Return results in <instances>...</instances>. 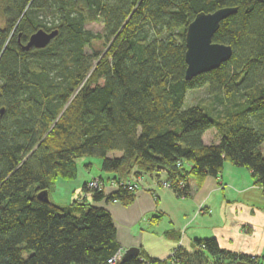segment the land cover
I'll use <instances>...</instances> for the list:
<instances>
[{
    "label": "trees",
    "instance_id": "trees-1",
    "mask_svg": "<svg viewBox=\"0 0 264 264\" xmlns=\"http://www.w3.org/2000/svg\"><path fill=\"white\" fill-rule=\"evenodd\" d=\"M225 7L236 12L212 41L230 46V59L185 80L187 25ZM0 14V264H108L116 228L97 203L132 204L141 184H119L133 178L164 176L188 198L191 182L200 187L229 162L264 190V0H0ZM39 29L57 34L23 50ZM203 87L224 108L182 110L186 92ZM208 130L217 143H203ZM85 156L101 160L112 191L98 177L90 197L53 204L51 188L75 179ZM236 261L261 264L214 239L192 254L175 248L167 261L140 252L118 264Z\"/></svg>",
    "mask_w": 264,
    "mask_h": 264
},
{
    "label": "crops",
    "instance_id": "crops-1",
    "mask_svg": "<svg viewBox=\"0 0 264 264\" xmlns=\"http://www.w3.org/2000/svg\"><path fill=\"white\" fill-rule=\"evenodd\" d=\"M202 141L217 143L216 132L206 131ZM189 189L190 197L178 198L145 178L132 204L100 201L97 206L110 213L122 254L137 247L151 259L167 261L175 248L192 254L197 242L214 239L221 250L255 256L264 264V190L250 171L224 162L218 177L207 176L200 187L191 182Z\"/></svg>",
    "mask_w": 264,
    "mask_h": 264
},
{
    "label": "water",
    "instance_id": "water-1",
    "mask_svg": "<svg viewBox=\"0 0 264 264\" xmlns=\"http://www.w3.org/2000/svg\"><path fill=\"white\" fill-rule=\"evenodd\" d=\"M235 12L236 8L231 7L220 8L210 13L200 12L187 25L184 33L185 80H190L197 75L216 69L230 59L232 54L231 47L213 42L212 37L218 30L220 22ZM56 34V30L46 32L39 29L29 37L22 49L28 51L31 48H44ZM0 113H2V109ZM39 198L47 200V193L42 192ZM138 255L139 248L130 247L124 251L121 261L125 262L127 259ZM232 264L248 263L236 261Z\"/></svg>",
    "mask_w": 264,
    "mask_h": 264
},
{
    "label": "rangeland",
    "instance_id": "rangeland-1",
    "mask_svg": "<svg viewBox=\"0 0 264 264\" xmlns=\"http://www.w3.org/2000/svg\"><path fill=\"white\" fill-rule=\"evenodd\" d=\"M2 17L0 14V26L2 25ZM86 29L91 30L92 32H100L102 25L100 23H90L85 26ZM201 104L208 108H215L216 111L222 110L224 105L216 102V100L208 94L207 88H199L194 90H188L185 95L184 104L182 110H185L195 104ZM213 132V131H210ZM207 136H212L207 133ZM208 137V140H211ZM216 143V142H214ZM259 150L262 152V157H264V142L259 147ZM117 153L111 152L109 155H116ZM101 160L98 157L94 156H85L75 160L77 166V177L70 181L58 180L56 184L50 190V200L53 204L56 205H66L73 200H77V193L79 192L82 182L84 179L95 178L98 175H102L107 188L105 193L112 191L111 183L107 180L108 177H111L110 173L101 171L100 162ZM109 187V188H108ZM73 190H76L74 194ZM83 192V189H82ZM81 194L78 196V199L81 197ZM99 203V202H98Z\"/></svg>",
    "mask_w": 264,
    "mask_h": 264
},
{
    "label": "built area",
    "instance_id": "built-area-1",
    "mask_svg": "<svg viewBox=\"0 0 264 264\" xmlns=\"http://www.w3.org/2000/svg\"><path fill=\"white\" fill-rule=\"evenodd\" d=\"M138 182V184H141L144 182L141 178L135 179L133 178V181L131 183L126 182L125 184L120 183L119 185L122 186H127L130 190L134 188H137V185L135 182ZM156 183L161 185L163 188H169V184L164 181V176H161L159 180H155ZM159 181V182H158ZM114 186V184L112 185ZM103 187V183L99 180L98 177L91 178L87 180L86 186H85V191L83 190L82 195L79 199H82L83 197H90L91 195V190L93 189H101ZM173 252L171 253L170 256H172ZM122 252L118 250L111 259L107 261L108 264H118L121 261L122 258ZM142 261V259H140Z\"/></svg>",
    "mask_w": 264,
    "mask_h": 264
},
{
    "label": "flooded vegetation",
    "instance_id": "flooded-vegetation-1",
    "mask_svg": "<svg viewBox=\"0 0 264 264\" xmlns=\"http://www.w3.org/2000/svg\"><path fill=\"white\" fill-rule=\"evenodd\" d=\"M252 259H255L256 257L255 256H251Z\"/></svg>",
    "mask_w": 264,
    "mask_h": 264
}]
</instances>
